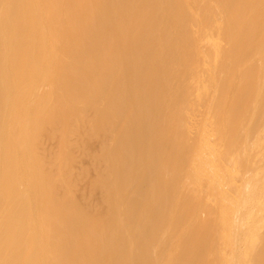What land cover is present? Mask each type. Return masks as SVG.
Wrapping results in <instances>:
<instances>
[{"label":"bare ground","instance_id":"6f19581e","mask_svg":"<svg viewBox=\"0 0 264 264\" xmlns=\"http://www.w3.org/2000/svg\"><path fill=\"white\" fill-rule=\"evenodd\" d=\"M236 6L0 0V264H218L222 158L228 264H264V8L241 38Z\"/></svg>","mask_w":264,"mask_h":264},{"label":"rangeland","instance_id":"374dc122","mask_svg":"<svg viewBox=\"0 0 264 264\" xmlns=\"http://www.w3.org/2000/svg\"><path fill=\"white\" fill-rule=\"evenodd\" d=\"M235 3H236V8H234L235 9V12H236V14H237V18L239 19V22H241V27H240V31H239V37H241V38H243V37H245V35H246V33H247V29H248V27H249V25L252 23V21L254 20V18H255V14H256V11H257V7L258 6H261V7H263L264 8V0H259V5H257V4H255V3H251L250 2V0H235ZM246 18V19H245ZM262 37H263V33L262 34H254L253 35V38H252V41L254 42L253 43V45H254V47L251 49V50H248L247 51V54H246V56H247V58H251V57H253L254 56V54L256 53V48H257V46H259V44L261 43V41H262ZM255 50V51H254ZM251 53V54H250ZM249 55V56H248ZM252 60V59H251ZM253 62H251L250 64H251V66H257V61H256V59L255 60H252ZM262 113V114H261ZM261 115V116H260ZM257 116V117H256ZM259 117H260V119H259ZM258 119V120H257ZM260 120V121H259ZM262 123H264V101L259 105V107H258V109H257V111H256V113H255V115H254V118H253V121H252V124L251 125H253V126H251L250 127V130H249V132H250V134H252L253 132H254V130L259 126V125H261ZM256 125V126H255ZM220 127V126H219ZM218 127V128H219ZM222 127H223V129H222ZM221 128H220V130H222L221 132H217V135L220 137L224 132H225V128H224V126H222ZM219 129H217V131H218ZM219 130V131H220ZM236 130H232V131H227L226 133H227V138H228V141L229 140H231V138L233 139V137H234V134L236 133L235 132ZM230 132V133H229ZM220 134V135H219ZM232 135V137L231 138H229L230 136H228V135ZM224 139H225V137H224ZM244 139V138H243ZM243 139H242V136H241V138L239 139V142H238V144H239V146H241L242 145V142H243ZM227 140V139H226ZM225 140V141H226ZM240 142H241V144H240ZM224 159V164H225V168H227L226 170H228V172H227V177L224 175V179H223V181H221V187H223L224 188V192H222L221 193V195H222V197L226 200V201H224L223 202V205H224V207H225V209L223 210V217L220 219L221 220V224H220V233L223 235V239H224V241H225V244H224V247L223 248H220L217 252V260H218V264H228V258H227V256H226V254H227V251H228V246H229V233H230V227H231V223H232V212H230V211H232V210H228V208L230 207V200H228V199H230V197H228L227 195H231V190L229 189V185L231 186V188L233 187V185L235 186H237V183H236V181H235V179H233V178H235L236 177V169H235V167L233 166V165H230L228 162H227V160L225 159V158H222V160ZM226 160V161H225ZM229 167H228V166ZM257 171H259V174H260V170L258 169ZM235 172V173H234ZM232 175H231V174ZM257 173V172H256ZM256 173H254V175H256ZM258 173H257V175H259ZM254 175H253V177H254ZM229 177V178H228ZM256 177V176H255ZM226 182H230L229 183V185L227 186L225 183ZM79 185L82 187V188H80V191L79 192H81L82 194H84L85 195V199H84V201L83 202H85V204L83 203L82 205L84 206V208L86 209V210H89L90 212L93 210V209H91V206L89 205L88 207H89V209L87 208V202L89 201V200H91V198L93 199L94 197H96L97 196V194H94V195H92V190L89 188V184H88V181L85 179L84 181H81L80 183H79ZM108 188H109V190H110V185H108ZM120 188V187H119ZM91 190V196L89 197H87V195H89V191ZM228 190V191H227ZM111 192V191H110ZM88 193V194H87ZM224 193V194H223ZM226 193H228V194H226ZM124 195V197H123V210H124V213H125V216H126V218L128 219L129 217H130V215H131V213H132V210H133V205H135V201H134V203H130L129 202V200H128V198H129V196L126 194V193H124L123 194ZM226 197H228V199H227V197L225 198L224 196ZM132 198H134L135 200H136V196H134V197H132ZM229 201V202H228ZM227 204H229V205H226V203ZM231 202H232V200H231ZM231 208V207H230ZM232 209V208H231ZM226 211V212H225ZM231 213V214H230ZM230 214V215H229ZM230 216V217H229ZM219 217V216H218ZM218 217H215L214 218V222L217 220V218ZM220 218V217H219ZM213 220V219H212ZM223 232H225V233H223ZM87 247V248H86ZM85 248H86V250H85V252H86V254H88V256H90V253H91V250H92V247H91V244H89V243H85ZM88 248H90V249H88ZM88 249V250H87ZM116 250H117V248H116ZM197 251H199V250H197ZM90 252V253H89ZM222 252V253H221ZM224 254V255H223ZM225 256V257H224ZM90 258V257H89ZM192 260V259H191ZM190 260V261H191ZM88 262H89V260L87 261V263L86 264H88ZM188 264H190L189 262H188Z\"/></svg>","mask_w":264,"mask_h":264}]
</instances>
